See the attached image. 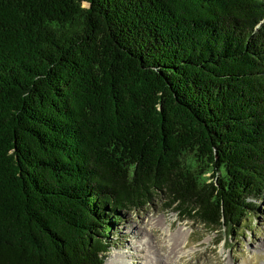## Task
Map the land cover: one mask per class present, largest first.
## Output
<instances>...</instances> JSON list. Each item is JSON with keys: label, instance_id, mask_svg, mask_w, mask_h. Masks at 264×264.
I'll return each mask as SVG.
<instances>
[{"label": "trees", "instance_id": "1", "mask_svg": "<svg viewBox=\"0 0 264 264\" xmlns=\"http://www.w3.org/2000/svg\"><path fill=\"white\" fill-rule=\"evenodd\" d=\"M263 191L264 0H0V264H100L161 195L229 232Z\"/></svg>", "mask_w": 264, "mask_h": 264}, {"label": "rangeland", "instance_id": "2", "mask_svg": "<svg viewBox=\"0 0 264 264\" xmlns=\"http://www.w3.org/2000/svg\"><path fill=\"white\" fill-rule=\"evenodd\" d=\"M221 172L219 169L215 177L204 173L201 179H216ZM251 202L252 211L245 212L229 232H211L195 218L180 216L167 207L164 195L137 210L123 209L122 217L109 230L110 247L100 264L116 262L120 255L125 264H140L133 247L138 246L144 256L148 244H153L157 255H162L170 245V234L175 232L181 233V239L174 264H264V191Z\"/></svg>", "mask_w": 264, "mask_h": 264}, {"label": "bare ground", "instance_id": "3", "mask_svg": "<svg viewBox=\"0 0 264 264\" xmlns=\"http://www.w3.org/2000/svg\"><path fill=\"white\" fill-rule=\"evenodd\" d=\"M162 223H164L166 220L162 218ZM137 232H134V235H137ZM181 239V233L175 232L170 234V245L169 247H165L164 253L162 255H157L155 249L153 248V244L146 247L145 254H141L142 250L138 246L133 247V250L135 253V258L139 259L140 264H174V257L176 254V249L178 247L179 241ZM151 253L154 256H151ZM121 255L115 259L116 262L113 261H107L105 264H125L121 261ZM141 259V260H140ZM137 264V261H135ZM138 262V263H139ZM186 264V263H183ZM196 264V263H194Z\"/></svg>", "mask_w": 264, "mask_h": 264}]
</instances>
